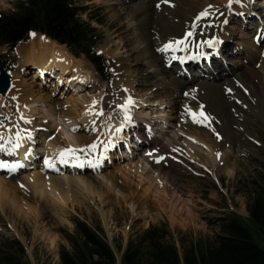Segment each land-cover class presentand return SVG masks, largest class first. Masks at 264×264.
<instances>
[{
  "label": "rangeland",
  "instance_id": "374dc122",
  "mask_svg": "<svg viewBox=\"0 0 264 264\" xmlns=\"http://www.w3.org/2000/svg\"><path fill=\"white\" fill-rule=\"evenodd\" d=\"M21 1L23 0H0V13L10 15L17 12V5ZM77 1L80 5L88 7L80 15L96 29L93 33V48L103 54L109 62V79L103 80L94 64L77 49L72 51L79 56L74 55L67 45L52 39L56 42L53 43L54 46H62L73 60L81 63L83 72L89 75L86 79L88 84L83 85L84 89L81 91H74L64 82L57 83V75H60V71H57L53 76L46 74L49 75H45L48 80L41 79L43 87L35 97L45 94L44 97L49 102L57 104V112L64 102H68L71 105L67 109L73 110L70 114L77 124L80 115L85 112L82 104L94 100L98 101L95 106L101 102L99 105L103 109V116L121 122L123 110L117 105H121L127 96L126 89L143 96L146 103L165 100L168 104L164 105L162 110L168 116L169 122L173 123L167 130H180V134H176L177 140L172 144L178 148L180 154H176V147L172 146L171 149L167 146L166 141L174 139L171 137L172 132L166 133L162 142L152 151L144 153L145 150L142 149L139 151L140 155L135 156V153L131 159L119 158L116 163L115 159L118 158L114 157V164L110 163L105 168L113 175L109 180L98 177L90 170L81 172V179L74 176L66 180L43 176L41 184L31 176L33 171H38L36 168L23 169L13 176L1 174L0 264H62V247L72 249L71 242L64 232L71 235L76 233L74 219H80L93 228L102 229L103 235L115 251L117 264H121L129 241L137 239L151 224L159 223L168 224L174 234L180 256L183 257L184 248L192 242H210L220 234V222L230 213H239L245 219L249 217L247 205L251 200L252 181L264 177V114L261 110V106L264 108L263 73L255 63L246 58L244 52L237 54V60L242 66L236 69V75L242 79H236L232 74L226 75L228 83L230 81L232 86L231 90L224 86L225 95L228 93V112L220 114L219 117L208 113L210 120L204 125L197 124L187 109L196 112L201 108L204 110V93L195 87L187 92L186 89L166 86L171 80L170 68L157 59L159 53L154 49V40L150 38L154 25L152 28L135 25L136 12L132 1ZM225 2L226 0H170L171 5L168 7H178V10L190 14L193 12L191 10H204L212 6L210 9L221 13L219 19H215L218 26L226 10H222L225 8ZM226 3L228 9V1ZM249 3L251 4L250 0ZM260 3L262 4L261 1ZM233 8L251 12L253 7H243L240 0ZM255 9L259 13L256 16L252 13H245L240 17L235 13L231 15L230 28L235 27L236 30L232 37L230 31L226 32V37H231V42L225 46L230 54L236 50L235 42L239 39L240 32H245L247 40L251 41L256 26L264 19V7L257 6ZM30 39L21 42L14 51L0 47V54L8 55L3 57V66L12 75L11 90L6 95H0V136L3 137L0 143H3L8 134L15 138L16 131L20 128L17 117L22 114V108H25L20 105L24 99L32 98L20 93V89L29 87L30 76L35 72L34 68L25 65L23 52L19 50L21 45ZM32 56L35 57L32 54L27 57ZM234 56L229 55L231 59H234ZM25 69L28 74L24 73ZM252 69L257 71L259 76H250L249 70ZM187 76H184L185 79ZM80 96L84 101L80 100ZM71 100L76 101L70 102ZM77 102L81 104H76ZM156 108L157 105H143L141 108L137 107V111L150 117ZM205 109L207 110V106ZM30 116L35 117L32 114ZM30 116L23 113L24 119L31 118ZM95 119L97 130L90 133L83 128L79 132L90 135L92 141L97 142L99 139L103 142L98 143L96 154L93 152L94 156H97L104 153V144L110 141V137L105 129V118L101 116ZM84 124H80L81 127ZM58 128L60 125L47 129L49 138L57 137ZM96 132L100 134L97 139ZM225 136L230 138L231 143L225 142ZM190 139L198 141V145L202 144L199 146L200 153H188L192 149H187L186 146ZM88 140L86 139V145ZM144 144L146 146V143ZM207 147L213 151L215 160L217 153L221 156V159L216 160V166L212 163L213 157L207 154ZM120 150L117 148L112 151L114 156H120ZM93 153L86 155L90 157ZM160 157L163 159L157 162ZM137 162L141 165L138 166ZM226 168L231 169V173H228ZM252 232L254 240L264 249V233L258 229H253Z\"/></svg>",
  "mask_w": 264,
  "mask_h": 264
},
{
  "label": "bare ground",
  "instance_id": "6f19581e",
  "mask_svg": "<svg viewBox=\"0 0 264 264\" xmlns=\"http://www.w3.org/2000/svg\"><path fill=\"white\" fill-rule=\"evenodd\" d=\"M130 1H132L133 3L132 6L135 9L134 11L136 12L135 25L141 24L149 28H152L154 25V29L151 31L148 30V33L149 31L151 32L150 38L154 40V42H152L154 45V49H156L157 53H159L157 59L160 62H162L165 67L170 68L169 70H170L171 80L169 83L166 84V86L168 87L171 86L179 89L181 88L182 90L186 89L187 92L188 90H193L192 88L194 87L195 89L198 88L196 90H199L200 92L204 93L205 95L204 101L206 102V105L205 104L203 105L207 106V110L205 109L204 106V110L201 108L200 111L203 110L207 115L210 116V114L208 113L211 114L214 113L216 116L219 117L220 114L222 113L226 114L228 112L227 103H226L228 93L226 96L225 95L226 90L224 89L225 88L224 86H227V90L228 89L231 90L232 86L229 84L230 81L228 83L227 80L229 79L226 75L232 74V76L234 75L236 79H238L239 76L236 75L237 74L236 69L242 66V63L239 60H237L236 54H240L241 52H244L246 58H248V60L251 61L252 63H255L257 67L261 69L264 76V47H263L264 41L260 40L261 38L260 37L259 38L260 41L256 43L255 36L251 37V41H249L247 40L248 37L247 34L241 31L238 36L239 39L237 40V42H235L238 48L234 47L236 50L232 51L231 54V55H235L234 59L229 58L230 52L226 50L225 46H227V44L231 42V37L233 36V33L236 30V28L233 26H232L233 28H230L231 26L229 27L227 26L223 28L222 21L225 20L224 17L221 18L217 26V22L215 19H219V15L221 14L219 11H216L215 9H210V7H206L204 10L207 9L211 13V15L197 19V17L200 16V13L203 12L204 10L201 9L198 11L191 10L193 12L187 14L185 11L182 12L181 10H178L180 9L178 7H173V6L168 7L169 5H171V3L170 2L165 3L164 0H130ZM241 4L243 7H247V9L251 8V4L249 3V0H241ZM262 5L264 6V0H262ZM224 14L225 15L227 14V10H225ZM221 28L223 31L221 30ZM256 28L259 29L260 26ZM187 30H191L195 37V39L193 40L190 46L188 45L189 41L184 38ZM261 30L262 29H260V31ZM229 31L231 33V37L230 35L226 37V32ZM262 34L264 35L263 30L257 35L262 36ZM178 40H183L184 44L175 46V48H169L167 51H162L165 45L169 44L170 42L174 43L175 41ZM208 40H213V41L224 40V44L221 46L217 44L215 47H209L206 43H203ZM53 43L56 42L50 39L49 37L41 33H35V36L32 35L29 42L23 44V46L21 45V47L19 48V50L23 52L22 56H24L25 65L30 68H34L35 72L33 70L34 74L33 75L31 74L30 76L31 84L30 85L28 84L29 87L28 88L24 87L23 90L20 89V93L32 97L30 99L28 98L24 99V102L20 106H23L25 108H22L23 111L22 114H19L17 117L19 118V120L18 119L17 120L20 126V128L17 131L21 132V135L25 137L26 141L23 143L22 149L15 151L14 153L11 154L15 155V159H16L15 163H19L22 166H27L26 168L28 170L30 169L34 170V168L38 169V171L35 172L33 171L31 176L36 178L39 184L43 182L42 179L43 176L52 179H64V180L74 176L77 179H81L82 173L80 168H78L80 166H77L71 160V158H70V162L67 164L60 163L58 159L59 152L61 149L67 148L69 146L76 148L84 147L86 146L87 143L86 139H89L88 140L89 143L87 145L94 143L95 141H92V137L90 138V135L86 136L82 133L80 134L79 131L82 130L83 128L90 133L94 131L93 129L97 130L95 123H93V121L96 120L95 118L102 116L107 121L106 122L107 127H105V129H107L106 132L108 133L110 140L115 144V147H110L107 150V152L102 153V156L101 154H99L98 156H94L96 154L95 152H94L95 154L93 153V155H90V157L87 156L86 154H79V155H80V159L85 161L84 164L85 163L88 164V166L86 164L87 169H89L91 172L96 173L98 177L105 178V180H109V177H112L113 175L109 174L110 173L108 171L109 169L105 170V168L108 166V164L113 163L114 157L116 158L128 157L129 159H131L135 155L134 150L132 151L130 156L125 150L121 149V147L119 146V141L122 138L124 129L122 132L119 133H117L115 129L120 127V125L124 123V116L122 114L121 122H117L103 115H85V112L87 110L92 109L93 107L97 112L102 108L99 105L101 102L98 103V106H93L92 102H90V103L82 104L84 105L85 112H83L84 110L82 111L83 114L82 116L80 115L77 124L76 119L74 120V118H72L70 114V112H72L73 110L70 108L67 109V107L71 105L68 102H64L63 105L61 104L62 105V106L60 105L61 109L59 112H57L58 111L56 109L57 104H53L49 102L47 98L44 97L45 94L43 96L40 95L38 97H35L36 93L40 92L41 88L43 87V83L41 79L45 78L46 74L53 76L54 74H56L57 71H60V75L59 74L57 75V83L64 82L68 88L71 87L72 89H74V91H81L82 89H84L83 85L88 84L86 79L89 77V75L88 73L83 72L81 63L79 61L73 60L68 55V53L63 50L62 46H54ZM185 44L187 45L186 47ZM241 45L245 47L242 49V51H241L242 48ZM202 51L212 52L213 54V62L210 66V69L212 68L213 70L210 72V74H207L206 76L202 74H198L199 65L189 61L190 55ZM214 51H217L218 53H222V54L217 55V52L214 53ZM29 54L35 55V57L34 56L27 57ZM183 63H185V69L182 68ZM26 70L27 69L24 70V73L28 74V71ZM249 72L251 73L250 76L252 75H254V77L259 76L257 74V71L253 69L249 70ZM185 75L186 76L188 75L187 77L189 79L188 78L185 79L184 77ZM239 79H242V77H240ZM46 80H48V78H46ZM126 92H127L126 93L127 96L124 97L123 102L121 104L126 103L129 97H131L135 101V103L130 107V113L132 115L133 122H136L137 127H140L142 125L141 120L146 119L148 121L147 123L148 125L146 126H150L152 130L151 132L148 131L147 133L148 135H151V137H147L148 139L144 138L145 140H143V144L146 143L147 145L148 143L147 140H149L151 143L153 140L155 141L156 144L161 143L162 137H164L166 133L169 134L174 131L172 129L167 130V128L173 126V123L169 122L168 116L162 110L165 107L164 105H167L168 103L165 100H161V102L155 101L154 103L151 102L146 103V101L143 100V96L141 97L139 94L138 95L134 94L132 90L128 91L126 89ZM87 95L92 96L88 93ZM33 98H35V100ZM80 100L84 101V98L81 97ZM72 101L75 102L76 100H71L70 102ZM76 104H81V103L77 102ZM143 105H157V108L153 111L154 112L153 116L148 117V115L146 116L138 113L137 107L141 108L143 107ZM261 110L263 111L262 114H264V108L262 106H261ZM23 113H26V115L28 116L32 114L35 117L30 116L31 118L28 117L27 119H21L20 117L23 116ZM34 119L35 120L37 119L38 121L37 120L34 121ZM25 120H30L31 123H26ZM83 123L85 124L83 127H81L80 124ZM53 125L55 126V128L58 127V125H60V128H58L59 130L57 131V135H56L57 137L49 138L50 136L48 133L49 130L47 129H49L50 126ZM131 126L132 123L127 125L129 129L131 128ZM174 128L177 127L174 126ZM175 131L176 132H173L171 136L174 139L173 140L171 139L172 141L171 140L166 141L167 146L170 147L171 149L173 146L172 144L178 138L176 135L177 132H179L180 134V130L175 129ZM28 132H31L33 135V140L31 141L27 139ZM186 134L188 133L186 132ZM9 135L11 134H8L6 136ZM97 136H100V134L96 132L95 133L96 139ZM127 136L128 138H130L129 134ZM193 136L196 137V135ZM223 139H225L226 143H231L229 142L230 139L229 137L225 136ZM201 145H198V141H195L193 139L188 140V143H186L187 149H189L190 147L192 148L191 152L187 150L188 153H193V152L200 153L201 150L199 149V146ZM129 146L133 147V144L129 143ZM175 147L173 146V148ZM117 148L121 149L120 156L119 155L114 156L112 152L115 151ZM143 149L145 150L144 151L145 153L152 151V149L154 148L152 149L143 148ZM207 151H206L207 154L213 157L212 163L214 166H216V160L221 159V156L218 155L217 153V157L215 160L214 155L212 153L213 151L211 152L210 148H208ZM177 153H179L178 148L176 149V154ZM37 155H39V158L36 162H34L35 166H33L34 163H32V160ZM46 158H50L54 161L55 168H49L45 165ZM97 159H100L99 165H95V161ZM0 160H4L7 161L9 164H13V162L8 159L0 158ZM88 160H91L93 163L89 164L87 162ZM137 165L140 166L141 163L137 162ZM100 167H102V169L98 170V168ZM0 170H4V168H0ZM6 170H8V172H14L15 174V171H12L10 169H6ZM227 171L228 173H231L232 170L227 169Z\"/></svg>",
  "mask_w": 264,
  "mask_h": 264
},
{
  "label": "trees",
  "instance_id": "16d2710c",
  "mask_svg": "<svg viewBox=\"0 0 264 264\" xmlns=\"http://www.w3.org/2000/svg\"><path fill=\"white\" fill-rule=\"evenodd\" d=\"M13 14L0 13V45L14 47L27 39L31 31H40L53 39L64 38L91 60L102 78L109 74L106 59L93 46V29L73 0H28L19 2ZM3 68L0 62V69ZM248 219L230 213L220 222V234L210 242L194 241L180 256L174 234L166 223L151 224L137 239L129 241L121 264H264V249L254 240L253 229L264 233V177L252 181ZM76 233L64 232L72 249L62 247V264H117L115 251L103 235L80 219H74Z\"/></svg>",
  "mask_w": 264,
  "mask_h": 264
},
{
  "label": "snow or ice",
  "instance_id": "6c2138e0",
  "mask_svg": "<svg viewBox=\"0 0 264 264\" xmlns=\"http://www.w3.org/2000/svg\"><path fill=\"white\" fill-rule=\"evenodd\" d=\"M164 2L168 3V2H170V0H164ZM236 2L239 3L240 0H236ZM228 4H229V7H231V5L233 4V0H228ZM209 7H212V6H209ZM209 15H211V13L206 9L200 13V16L197 17V19H200L201 17H207ZM225 23H227V21H225ZM31 35L35 36V33H31ZM192 35H193L192 32L188 33V36H192ZM216 42L217 41L208 40V41H205L203 43H206L209 47H214ZM180 44H184V41L178 40V41H175L174 43L170 42L169 44L165 45V47L162 49V51H167L169 48H175V46H178ZM186 46L187 45L185 44V47ZM186 95H187V93H186ZM134 103H135V101L131 97H129L127 99L126 103L121 104V105H117L118 108L123 110V116H124V123H122L120 125V127L115 129V131L117 133L122 132L123 129L127 125L133 123V118H132V115L130 113V107ZM92 104H93V106H95L97 104V101L94 100L92 102ZM187 110H188V113L191 115L193 121L197 124L204 125V124H206V122H208L210 120V117L203 110H201L199 112L193 111L190 108ZM85 115H103V109H100L97 112L95 110V108L93 107L92 109L87 110L85 112ZM21 119H24V117L21 116ZM25 122L31 123L30 120H25ZM93 123H95V121H93ZM0 126H2V122H0ZM73 130H75V129H73ZM93 130H95V129H93ZM0 139H3V137L0 136ZM24 139H25V137L21 135V132L17 131L15 141H13L11 137H9L4 143H0V151L8 152V153H14L19 147H21ZM27 139L30 141L33 140V135L31 132L27 133ZM98 143H103V142L99 141V139H98L97 142H94L90 145H86V146L81 147V148H76V147H71V146H69L67 148H63L59 152V156H58L59 162L62 164H67L70 162V158H71V160L77 166L83 167L85 161L80 159L79 154H90V153L96 152L98 149ZM8 145H11V147H8ZM110 147H115V144L111 140L108 143L104 144V152H107V150ZM149 155H151V153H149ZM101 156H102V154H101ZM160 159H163V157H160L157 160V162H159ZM87 162L89 164L93 163L91 160H88ZM99 163H100V159H97L95 161V165H99ZM45 165L49 168H55V163L50 158L45 159ZM19 167H22V165H20L19 163L9 164L7 161L0 160V168H6V169H10L12 171H15Z\"/></svg>",
  "mask_w": 264,
  "mask_h": 264
},
{
  "label": "water",
  "instance_id": "95a60500",
  "mask_svg": "<svg viewBox=\"0 0 264 264\" xmlns=\"http://www.w3.org/2000/svg\"><path fill=\"white\" fill-rule=\"evenodd\" d=\"M61 43H66L65 39H61ZM11 87V79L7 73L0 70V94H5Z\"/></svg>",
  "mask_w": 264,
  "mask_h": 264
}]
</instances>
